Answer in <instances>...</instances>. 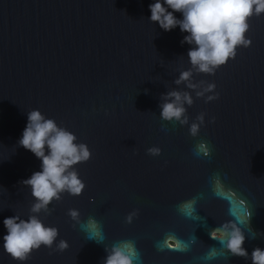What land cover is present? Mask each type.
Instances as JSON below:
<instances>
[{
    "label": "water",
    "instance_id": "obj_1",
    "mask_svg": "<svg viewBox=\"0 0 264 264\" xmlns=\"http://www.w3.org/2000/svg\"><path fill=\"white\" fill-rule=\"evenodd\" d=\"M154 2L0 0V264H102L105 245L120 241L134 242V264H251L211 237L228 221L246 235L264 233V13L247 21L249 47L238 46L214 74L194 73L214 82L219 96L205 102L192 92L189 125L205 113L193 137L189 125L159 115L162 93L187 90L174 80L191 67L192 46L181 44L187 33L179 26L164 31L149 21ZM32 109L92 155L75 165L82 194L63 193L51 214H39L59 231L53 249L60 240L68 248L41 246L20 262L3 249V220L26 219L34 202L21 181L41 170V160L18 145ZM201 141L208 155L197 152ZM152 146L161 154L149 155ZM189 203L191 215L181 208ZM134 209L138 216L126 223ZM243 246L249 254L264 249V236ZM213 247L217 257L204 259Z\"/></svg>",
    "mask_w": 264,
    "mask_h": 264
},
{
    "label": "clouds",
    "instance_id": "obj_2",
    "mask_svg": "<svg viewBox=\"0 0 264 264\" xmlns=\"http://www.w3.org/2000/svg\"><path fill=\"white\" fill-rule=\"evenodd\" d=\"M149 8L150 22L158 23L164 31H171L179 26L181 32L187 33L181 44L192 46L187 53L191 67L182 70L174 80L176 85L183 84L187 90L174 88L162 93L159 103V115L162 120L189 125L185 105L191 106L194 103L192 92L197 98L203 97L205 102L219 96V93L214 92V82L195 81L194 73L214 74L229 58L236 56L238 46L247 48L251 45V39L245 36L249 30L247 21L253 15L258 17L264 13V0H155L149 4ZM177 12L182 18H177ZM147 91L145 89V92ZM212 119L214 121L215 117ZM204 123L205 113L201 112L189 125L190 135L198 136ZM18 145L41 160V170L33 172L29 178L21 181L23 185L30 186L34 198L29 209L30 214L26 219L16 214L3 220L6 229L2 238L3 249L13 260L23 262L41 246L61 252L68 248V243L60 240L53 249L59 231L56 227L45 224L39 214H51L49 205L53 200L60 201L63 193L71 196L82 194L86 185L75 165L87 162L92 153L85 143L77 142L73 132L59 126L54 119L47 118L39 109L27 112V124ZM196 150H202L205 155L210 152L203 141L196 145ZM147 153L158 156L161 149L152 146L147 149ZM181 208L186 209L189 215L194 211L191 203L182 205ZM138 213V209L128 213L126 223H131ZM68 215L71 219L79 221L78 210L69 209ZM89 222H92L91 217ZM214 232L215 236L211 238L219 240L232 257H250L251 264H264V249L257 246L249 254L243 246L246 238L256 239L258 235L264 236V233L252 230L246 235L245 231L232 221L221 224ZM89 239L103 243L94 236ZM191 240L194 243L197 237L193 235ZM218 251L215 247L211 248L204 259L216 258ZM105 252L107 255L102 264H134V261L139 259L133 241L105 245Z\"/></svg>",
    "mask_w": 264,
    "mask_h": 264
}]
</instances>
